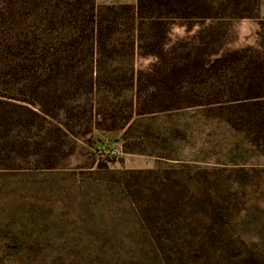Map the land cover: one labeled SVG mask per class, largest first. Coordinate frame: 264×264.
Masks as SVG:
<instances>
[{"label":"rangeland","instance_id":"obj_1","mask_svg":"<svg viewBox=\"0 0 264 264\" xmlns=\"http://www.w3.org/2000/svg\"><path fill=\"white\" fill-rule=\"evenodd\" d=\"M94 2L98 7L136 6V0ZM178 6L180 17L168 22L166 35L161 36V30L156 33L151 48L158 55L137 51L131 58L126 48L119 49L110 68L116 70L117 82L112 98L100 103L102 109L95 114L84 106L74 119V135L56 133L51 137L52 152L43 154L62 172L74 176H0V261L6 229L56 243L122 242L116 253L126 256L132 254L133 242L194 237L191 230L209 222L194 202L198 193L211 190L207 184L200 185V169L225 170L220 190L238 192L235 202L240 205L229 214L225 237L250 245L263 237L264 1L186 0ZM204 8L219 15L204 17L200 13ZM129 65L142 72L141 94L164 111L125 120L126 100L134 95L127 90L129 76L124 73ZM255 95L262 97L251 99ZM33 120L25 115V128L16 133L19 147L28 145L16 155L22 162L35 160L39 148L43 150L31 127ZM6 134V129L1 130L0 138ZM237 168L263 172L251 174L245 184L228 183L226 176L234 179L232 171ZM150 169H158L160 174L145 183H130L165 196L181 193L185 201L181 209L166 205L158 212L140 204L139 210L144 212L137 215L126 205L123 194L90 193L103 191L101 186L111 190L114 181H123V171ZM90 173L99 177L89 183L100 186L79 190V174ZM132 193L129 189L127 194L132 197ZM153 197L146 195L148 200ZM95 203L102 209L93 215L81 209ZM70 207H76L75 211ZM32 208L41 211L30 212ZM175 212L179 217L171 222ZM248 216L259 220L249 223Z\"/></svg>","mask_w":264,"mask_h":264},{"label":"trees","instance_id":"obj_2","mask_svg":"<svg viewBox=\"0 0 264 264\" xmlns=\"http://www.w3.org/2000/svg\"><path fill=\"white\" fill-rule=\"evenodd\" d=\"M182 1L186 0H136L135 7L120 4L98 7L94 0H0V133L3 129L8 133L0 138L3 143L0 145V176H74L62 172L43 154L52 152L51 137L56 133L74 135V119L84 106L89 108L91 114H95L102 109L99 107L100 103L112 98L117 82L116 70L110 68L119 49L126 48L131 58L137 51H140L141 55H158L154 48H151L156 43V33L161 30V36L166 35L168 22L180 17L178 13L181 10L178 5H181ZM211 11L210 8H204L200 13L204 17L219 15L217 12L212 14ZM149 50L150 52H147ZM104 53L107 54L105 58ZM78 60L81 64H77ZM124 73L129 76L130 84L127 90L133 91L134 94L126 100L128 112L125 120L133 115L164 111L165 108L153 106L152 98L141 94V71L134 65H129ZM104 79L107 82H104ZM260 97L262 96L255 95L251 99H261ZM244 101H247V98L242 100ZM25 115L33 117L31 127L36 129L37 141L43 150L39 148L35 160L22 162L16 155H20L28 145L20 148L17 141L19 136L16 133L25 128L22 123ZM262 172L252 170L248 173L242 168H237L232 171L234 179L229 175L226 178L228 183L233 181L245 184L251 174ZM157 174H160L158 169L123 171L120 174L123 181H114L115 187H109L111 190L101 186L103 191L90 193L112 194L109 196H115L113 194L117 192L123 194L124 202L137 215L142 211L139 210L140 204L158 212L166 205L174 210L181 209L185 205L181 193L165 196L163 193L145 190V186L141 184L139 187L130 183H145ZM223 174L225 170H199L200 181L203 182L200 185L207 184L211 190L198 193L194 202L201 215L209 222L197 224L191 230L194 237L133 242L130 247L133 252L126 256L116 253L120 250L119 245L122 242L104 239L91 242L64 240L56 243L24 237L28 235L25 231L6 229L3 232L6 239L2 242L0 262L264 264V234L259 242L251 245L225 237L229 214L231 215L239 202H235L237 191L220 190L223 182L220 178ZM96 175L97 173L86 176L79 174V190L83 187L100 186L89 183L98 180L99 176L95 178ZM129 189L133 190L132 197L127 194ZM147 194L154 197L148 200ZM240 197L245 201V193ZM82 207L81 209L87 210L88 215L102 209L99 203ZM75 208L69 209L75 211ZM40 211V208H32L30 212ZM178 217L176 212L171 214V218L175 219L171 222H177ZM247 219L249 223L259 220L253 216H248ZM250 248L257 253L251 252Z\"/></svg>","mask_w":264,"mask_h":264},{"label":"crops","instance_id":"obj_3","mask_svg":"<svg viewBox=\"0 0 264 264\" xmlns=\"http://www.w3.org/2000/svg\"><path fill=\"white\" fill-rule=\"evenodd\" d=\"M262 1H264V0H262Z\"/></svg>","mask_w":264,"mask_h":264}]
</instances>
